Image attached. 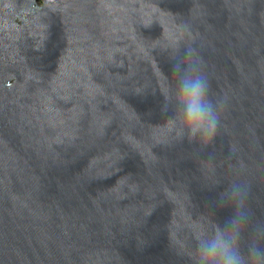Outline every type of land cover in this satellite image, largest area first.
Listing matches in <instances>:
<instances>
[{"label": "water", "instance_id": "water-1", "mask_svg": "<svg viewBox=\"0 0 264 264\" xmlns=\"http://www.w3.org/2000/svg\"><path fill=\"white\" fill-rule=\"evenodd\" d=\"M177 41L227 98L211 161L161 111ZM241 165L264 214V0H0V264H198Z\"/></svg>", "mask_w": 264, "mask_h": 264}, {"label": "clouds", "instance_id": "clouds-1", "mask_svg": "<svg viewBox=\"0 0 264 264\" xmlns=\"http://www.w3.org/2000/svg\"><path fill=\"white\" fill-rule=\"evenodd\" d=\"M184 31L194 40L187 26ZM170 53L161 111L168 113L169 104L174 103L179 118L177 139L196 142L201 146L198 155L214 160L212 142L223 126L227 98L212 92L207 63L195 47L177 41ZM233 154L230 150L229 159ZM214 187L221 190L207 202L209 212L224 209L228 215L196 237L198 264H264V214L258 216L252 207V185L243 174V165L232 180L218 179Z\"/></svg>", "mask_w": 264, "mask_h": 264}]
</instances>
